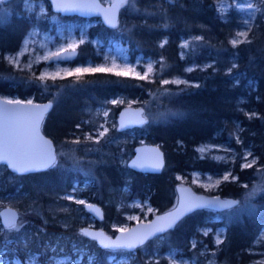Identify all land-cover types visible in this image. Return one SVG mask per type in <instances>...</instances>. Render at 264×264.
I'll use <instances>...</instances> for the list:
<instances>
[{"label":"trees","instance_id":"1","mask_svg":"<svg viewBox=\"0 0 264 264\" xmlns=\"http://www.w3.org/2000/svg\"><path fill=\"white\" fill-rule=\"evenodd\" d=\"M22 1H11L10 15L0 24V77H14L12 80L0 79V94L34 96L38 101L52 100L54 106L44 119L42 130L53 141L56 150L60 144L79 140L80 130L76 126L83 125L81 121L87 119L94 108L106 106L112 110L114 117L117 116L118 108L109 104L112 98L138 97L140 102H147L152 96H158V81L173 75H186L197 83L171 96L168 101H162L176 109L175 118L123 132L113 129L106 135L108 139L101 142V148L95 150L101 153L104 167L99 173L102 196L93 200L103 206L104 219L95 222L96 227L113 235L110 223L123 220L124 210L117 209L121 199H147L158 213L172 208L176 203V175L186 176L192 170L211 174L219 171L215 161L198 155L196 149L203 143L240 147L237 143L241 142V145L252 150L258 159V166L264 172V5L247 42L233 47L231 38L241 27L242 14L230 10L224 16L220 15L215 8L217 0H130V4L121 11L119 28L110 29L98 23L89 28L88 35L105 43L122 39L129 46L131 58L142 55L157 61L153 80L98 72L77 80L43 82L22 92L19 80H25L26 76L15 71L2 57L5 52L18 49L30 27L22 10ZM189 37L199 39L196 65H208L186 74L185 69L192 60L188 58L189 53L187 59L181 58L180 41ZM78 49L76 62L95 59L90 46L82 45ZM44 88L48 92H44ZM54 92L61 93V97L59 95L54 99ZM129 132L142 136L140 138L146 143L160 145L165 157V166L160 174H142L117 164V160H127L138 145L137 140L133 143L124 140ZM79 144L83 143L78 141ZM0 169L3 170L0 193L13 195L12 205L18 210L40 213L32 216L33 224L7 237L11 239L9 246L18 251L22 260L27 251H32L43 252L39 259L45 262L48 256V252L44 253L45 231L69 235L72 237L70 242L80 245L89 244L96 252L91 264H108L107 250L100 249L82 234L76 235L80 227L89 223L83 206L62 198L70 182L79 179L74 173L52 168L35 174L13 175L4 166H0ZM248 172L244 174L235 170L233 173L239 179L222 182L215 192H204L197 187L193 189L206 195L239 200L243 190L250 189L256 179L252 177L256 171ZM9 176H12V180H8ZM124 187L128 188V192L122 190ZM17 196L20 198L17 199ZM253 202L255 205L250 212L230 218H226L224 212L209 209L191 213L164 234L168 237L157 247L159 257L156 262H146L141 248L136 249V261L138 264H167L163 257L167 251H188L192 239L196 243L203 239L208 251L215 250V261L219 264L251 262L256 257L252 253L254 249L264 250V243L255 245L264 229L263 196L259 194ZM79 215L84 218L79 220ZM218 217L223 218L219 225L226 227V233L216 249L211 235L202 237L200 231L206 225L216 226L212 221ZM7 238L0 233V246ZM23 240L27 241L26 244ZM156 240H150L143 247L149 249ZM69 243L65 246L67 250ZM199 249L197 245L191 252L196 253ZM150 253H153L152 249Z\"/></svg>","mask_w":264,"mask_h":264},{"label":"rangeland","instance_id":"2","mask_svg":"<svg viewBox=\"0 0 264 264\" xmlns=\"http://www.w3.org/2000/svg\"><path fill=\"white\" fill-rule=\"evenodd\" d=\"M11 1L12 0L0 1V24L10 15L9 6ZM101 1L104 4H109L112 0ZM130 2L131 1L128 0L122 9L126 8ZM263 2L264 0L216 1L215 8L220 15L224 16L230 10H236L242 14L241 27L235 31L231 41L234 38L245 39L243 37H237V32H248L249 36V32L255 24L259 11L262 9L261 6L264 5ZM22 10L25 13L26 20L30 23V27L25 33L18 49L13 52H5L2 55L3 60L8 65H11L13 69L21 73V75L26 76L25 80H19L21 89L23 90L22 92H25L30 86H38L43 82L58 79L77 80L84 75L98 72L115 75H117V73L126 72L127 75L120 76L148 81L153 80L157 61L142 55H137L134 58H131L132 56L129 51V46L124 43L122 39H113L112 41L105 43L99 38L89 37L88 30L90 27L100 23L98 19L77 20L75 17H63L51 10L48 0H23ZM119 24L120 20L117 26L118 28ZM115 35L117 36V33ZM198 42V38L191 37L182 38L180 41L181 58L187 59L186 55L189 53L188 55H190V57L188 58L192 60L185 69L186 74L196 68H205L208 65H196V56L200 45ZM82 45H88L92 48V51L95 54V59L89 58L81 62L74 61L71 63L47 62L48 59H46V57L52 56L54 53L73 49V47L78 49ZM149 67H151V72H149ZM97 68L107 70L92 71V69ZM77 69H88V71L77 73ZM41 77H43V79H41ZM0 79L12 80L14 77H0ZM165 81L168 83H165ZM196 85L197 83L189 80L186 75H173L158 81V96H152L147 102H140L138 97L126 99L117 96L112 98L109 101V104L118 108V111L115 113L116 115L126 108L133 107L140 109L142 112L141 114L145 119L144 126L152 123L164 122L175 118L177 112L174 107L165 104L162 101H168L171 96H175ZM43 91L48 92L46 88H44ZM53 94L54 99L59 95L61 97V93L57 94L54 92ZM0 97L9 101L43 102L36 100L34 96L20 97L17 94H0ZM111 111L112 110L106 106L94 108V110L89 112V117L81 121L83 125L80 124L76 126V128L80 130L78 133L79 140L60 144L59 149L56 150L57 161L52 168H57L59 170L66 169L79 178L70 182L68 191L62 196V198L72 201L75 205L83 206L86 203H96L93 201L94 198L102 196L100 195L102 181L99 173L104 169L102 165L103 160H101V153L95 150L101 148V142L103 139H108L106 135L111 130L116 129L119 131L117 128V116L114 117ZM101 132L104 133L103 136L100 135ZM140 137L142 136L137 135L135 132H129L124 137V140H129L130 143L137 140L138 145L146 143ZM78 141H81L83 144L78 145ZM237 144L240 147H230L225 144L211 143H203L199 145L196 149L198 155L202 158H209L215 161L219 165L216 167L219 171H215L211 174L209 172L192 170L189 171L186 176H175L177 180L176 185H188L192 188L197 187L204 192L210 193L215 192L222 182L238 180L239 176L234 175L233 173L235 170L242 171L244 174H249L248 171L250 170L256 171L252 175V177L256 179L253 180L251 188L247 190L245 188L243 190L241 199H236L238 201L237 205L229 210L221 211L224 212L226 218L250 212L255 205L253 201L259 194L262 195L264 199V172L258 166V159L250 148L244 147L241 145V142H238ZM92 149H94V151ZM131 156L132 155L129 154L127 160H117V164L127 167L126 163ZM253 160L255 163H252ZM245 164H252V166L245 167ZM4 168L7 169L6 166H4ZM2 174L3 170L0 169V176ZM11 174L17 175L12 172ZM225 177L228 178L225 179ZM8 180H12V176H9ZM241 185L246 186L245 183H241ZM122 190L128 192L127 187H124ZM12 198L13 195L0 193V209L7 206L16 209L19 213V218L17 220L19 230L23 229L25 226L33 224L34 219L32 216L40 215V213L37 211L18 210L12 205V202L14 201ZM19 198L20 197L17 196V199ZM19 201L21 200H18V202ZM80 201H83V203H80ZM100 206L103 207L102 205ZM117 209L124 210L122 215L123 220L119 223H110L111 230L114 231L113 235L118 231L128 229L137 222L149 221L155 214H158V210L152 206L149 200H142L139 198L121 199L118 201ZM87 215L89 223L86 226L96 227L95 222L97 221H95L89 214ZM78 218L80 220L83 219L84 216L79 215ZM222 219L223 218L219 217L214 219L212 222L217 224L216 226L206 225L200 231L202 237L211 235L213 246L216 249L222 243L226 233V227L224 225H219V222H221ZM79 229L76 232V235L81 234ZM18 231L3 228L0 224V233H4L5 238L9 237V234H14ZM43 233L46 234L44 244V250L46 251H44V253L48 252L45 262L40 261L39 259L40 256L43 255V252L32 251H27L25 253V258L22 260L18 256V251L16 249H11V246H9L11 244V239L7 238L4 241V244L0 246V264H57L58 261L62 262V264H91L95 260L96 252L90 248L89 244L85 243L84 245H80L76 242H70L72 237L62 233L55 234L45 231H43ZM167 237L168 236H165L164 234L156 237L157 240L149 246V249L143 247L144 245L140 247L146 262H156L158 260L159 256L157 247L161 241L167 240ZM218 239L221 241L219 244H217ZM22 242L26 244L27 241L23 240ZM66 243H69L70 245L68 250L65 247ZM262 243H264V229L259 234L255 245L260 246ZM197 245H199L200 249L198 252L192 253L191 250L196 248ZM206 246L207 245L204 243L203 239H201L199 243H196V240L192 239L188 251L173 249L167 251L163 257L167 261V264H219L215 261V250L208 251ZM150 249L153 250L152 254L150 253ZM107 251L109 252L107 254L108 264L139 263L136 261V250L130 252L127 251L128 254H125L127 252L123 250ZM252 253L255 254L256 257L247 264H264L263 249H254Z\"/></svg>","mask_w":264,"mask_h":264},{"label":"water","instance_id":"3","mask_svg":"<svg viewBox=\"0 0 264 264\" xmlns=\"http://www.w3.org/2000/svg\"><path fill=\"white\" fill-rule=\"evenodd\" d=\"M0 1H9V0H0ZM51 10L63 17L71 18L77 17L81 19H98L102 25L107 28L114 29L118 26L120 20V12L123 6L113 8V5L118 4L119 0H112L109 4H104L101 0H48ZM106 17L115 18V26L110 24ZM60 58L48 59V63L52 62H62V63H71L74 62L78 57V49L62 50ZM5 100L0 97V105L6 107L9 110L13 111H25L33 115H39V127L38 135L34 133H26L24 127L21 126L17 129V135L20 138H25L30 141V147L28 148L26 154H24V159L33 164L40 165L43 163H48L49 154L54 157V161L49 163L47 167H33L25 172H17L11 168L7 162L0 161V165H4L12 173L17 175H29L39 172H44L52 168L57 161L56 158V149L53 141L47 137L43 130L42 124L47 116V114L53 108V101L47 100L43 102H29L19 101V103L4 104ZM45 105H49L47 110L43 111L40 115L41 110ZM141 110L138 108H126L121 110L117 115V128L119 131L131 130L134 128L142 127L145 124V119L141 114ZM48 142L45 144L44 142ZM159 163V167H154ZM127 168L142 174H160L165 166V157L164 153L159 144L156 143H142L134 147L132 156L128 159ZM176 203L175 205L158 214H155L149 221L137 222L130 226L126 230L118 231L115 235L107 234L103 229L96 228L95 226H83L79 229L80 233L87 238L88 240L94 241L96 245L101 249L106 250H123V251H134L137 248L145 245L150 240L161 236L171 230H173L178 223L183 220L186 216L191 213L202 210L209 209L216 212H221L229 210L235 207L238 201L234 198H223L220 195H206L203 193H198L194 191L191 186L188 185H176ZM196 204L197 207H191V205ZM228 204L229 206H224ZM91 206V207H89ZM83 208L87 214L93 217L97 222H102L104 219L103 208L98 203H86L83 205ZM178 210L182 212L179 216V219L171 227H165L166 219L170 214L176 213ZM15 216L16 222L19 218V213L16 209L12 207H3L0 209V224L3 228H6L5 225ZM157 228H162V231H156ZM8 229V228H6ZM87 232L93 235H84L83 233ZM151 233V235H147ZM96 234H102L98 238ZM147 235V239L144 240L143 244H137L133 248H105L102 246L101 241L108 243L114 241L118 244L128 243L132 237H139ZM107 238V239H105Z\"/></svg>","mask_w":264,"mask_h":264},{"label":"snow or ice","instance_id":"4","mask_svg":"<svg viewBox=\"0 0 264 264\" xmlns=\"http://www.w3.org/2000/svg\"><path fill=\"white\" fill-rule=\"evenodd\" d=\"M128 0H119L118 4L113 5V8H117L120 6H123V4H126ZM108 22L115 26V18L114 17H106ZM237 37H243L245 39H232L231 43L233 47L238 46L241 43L247 42L248 32H237ZM66 51V50H64ZM73 52H75V47H73ZM61 53L57 52L54 53L52 56L46 57V59H53V58H60ZM235 66V65H234ZM107 69L103 68H97L92 69V71H106ZM81 71H88V69H77L76 72L80 73ZM149 72H151V67H149ZM117 75H127L126 72L117 73ZM54 78V77H53ZM145 78V77H141ZM43 79V77H41ZM179 82V81H177ZM165 83H168L165 81ZM11 103H19V101H5L4 104H11ZM31 102L29 101V104ZM49 105H45L44 108L41 110L40 115H42L43 111L47 110ZM39 115H33L31 113L25 112V111H13L9 110L6 107L0 105V161L7 162L8 165L13 168L17 172H25L30 170L33 167H47L49 163H52L54 161V157L49 154L48 163H43L40 165L33 164L29 161H26L24 159V154H26L28 148L30 147V141L25 138H20L17 135V129H19L21 126L24 127V130L26 133H34L38 135V127H39ZM101 136L104 135L103 132L100 133ZM47 144L48 142H44ZM252 163H255L253 160ZM252 164H245V167H251ZM154 167H159V163L154 165ZM228 177H225L227 179ZM80 203H83V201H80ZM198 205L193 204L191 207H197ZM224 206H229L228 204H225ZM91 207V206H89ZM182 214L180 210H178L176 213H172L169 215L168 218H161L166 219L165 227H171L177 219H179V216ZM6 228L9 230H19V226L16 222L15 216L5 225ZM162 228H157L156 231H162ZM84 235H93L87 230L83 233ZM102 234H96L95 238H98ZM147 235H151V233H148ZM147 235L145 236H139V237H132L131 240L128 243L125 244H118L114 241H110L108 243H104L101 241L102 246L105 248H133L136 247L137 244H143L144 240L147 239ZM107 239V238H105ZM221 241L218 239L217 244H219ZM91 259V258H90ZM57 264H62V262L58 261Z\"/></svg>","mask_w":264,"mask_h":264},{"label":"flooded vegetation","instance_id":"5","mask_svg":"<svg viewBox=\"0 0 264 264\" xmlns=\"http://www.w3.org/2000/svg\"><path fill=\"white\" fill-rule=\"evenodd\" d=\"M78 51H79V49H78ZM78 55H79V53H78Z\"/></svg>","mask_w":264,"mask_h":264}]
</instances>
